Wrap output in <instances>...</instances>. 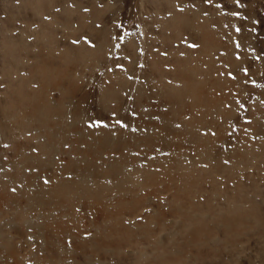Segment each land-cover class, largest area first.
<instances>
[{
	"label": "rangeland",
	"instance_id": "374dc122",
	"mask_svg": "<svg viewBox=\"0 0 264 264\" xmlns=\"http://www.w3.org/2000/svg\"><path fill=\"white\" fill-rule=\"evenodd\" d=\"M0 264H264V0H0Z\"/></svg>",
	"mask_w": 264,
	"mask_h": 264
},
{
	"label": "snow or ice",
	"instance_id": "6c2138e0",
	"mask_svg": "<svg viewBox=\"0 0 264 264\" xmlns=\"http://www.w3.org/2000/svg\"><path fill=\"white\" fill-rule=\"evenodd\" d=\"M237 3H239V0H237ZM237 31H240V30L237 29ZM73 43H74V44H78L79 42H78V41H73ZM85 43L88 44L90 47H95V45H94L90 40H88L86 37H85ZM189 46H190L191 48H196V47H198L196 44H191V45H189ZM116 47H119V44H117ZM245 74L247 75V71H246ZM112 118H113V119L115 118V113H113V117H112ZM116 123L119 124L121 127H126V125H124L122 121L117 120ZM105 126H107V125H105ZM226 163H227V162H226ZM45 183H47V181H45Z\"/></svg>",
	"mask_w": 264,
	"mask_h": 264
}]
</instances>
